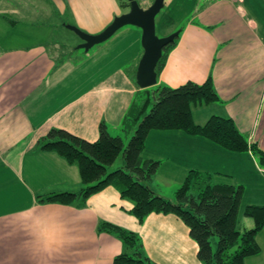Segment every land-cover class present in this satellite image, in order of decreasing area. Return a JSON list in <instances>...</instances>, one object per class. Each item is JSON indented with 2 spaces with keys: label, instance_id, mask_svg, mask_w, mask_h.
Segmentation results:
<instances>
[{
  "label": "crops",
  "instance_id": "obj_1",
  "mask_svg": "<svg viewBox=\"0 0 264 264\" xmlns=\"http://www.w3.org/2000/svg\"><path fill=\"white\" fill-rule=\"evenodd\" d=\"M164 7L173 24L162 37L177 29L179 36L156 85L202 84L211 76L219 101L193 107V122L231 119L264 153V0H164ZM127 11L120 0H0V264H113L123 245L98 232L100 222L139 235L154 264H201L176 216L150 214L140 225L129 214L131 203L112 187L72 205L37 199L80 190L78 169L38 150V141L55 128L95 142L101 122L120 135L143 53L137 28H122L80 54L64 50L58 33L69 42L68 27L98 35ZM142 158L160 162L150 187L167 199L190 170L242 186L240 230L253 227L244 207L264 205V167L251 152L230 153L179 131H151ZM256 242L260 252L244 264H264V228Z\"/></svg>",
  "mask_w": 264,
  "mask_h": 264
},
{
  "label": "trees",
  "instance_id": "obj_2",
  "mask_svg": "<svg viewBox=\"0 0 264 264\" xmlns=\"http://www.w3.org/2000/svg\"><path fill=\"white\" fill-rule=\"evenodd\" d=\"M174 45L175 41L164 48L156 66L157 75ZM136 88L120 124V133L130 136L127 145L121 135L112 136L104 122L98 127L95 142L55 128L38 141V150L55 153L75 166L80 177L78 193H50L37 196L38 202L72 205L112 187L121 199L131 203L129 214L140 225L150 214L176 216L196 243V256L201 264H244L247 257L260 252L256 236L264 228V205L244 207L243 216L252 220L253 227L240 230L238 214L243 187L215 183L213 174L197 170L187 172L173 199L164 198L150 187L160 162L143 159L142 152L151 131H179L230 153L251 152L262 167L264 153L248 142L231 119L212 116L203 125L193 122V107L219 101L211 76L202 84L186 82L176 88L155 85L148 89L136 85ZM118 159L120 165L115 167ZM97 231L116 237L123 245V252L114 257L113 264H154L145 255L136 233L106 222H100Z\"/></svg>",
  "mask_w": 264,
  "mask_h": 264
},
{
  "label": "water",
  "instance_id": "obj_3",
  "mask_svg": "<svg viewBox=\"0 0 264 264\" xmlns=\"http://www.w3.org/2000/svg\"><path fill=\"white\" fill-rule=\"evenodd\" d=\"M128 11L113 19L98 35H88L76 27H68L81 44L76 49L89 51L94 46L109 40L117 31L126 26L138 28L141 31L142 56L138 62L135 83L140 89L152 88L156 85V66L162 57L163 50L174 43L179 36L176 31L165 37H158L155 29V18L164 7V0H153L147 8H141L136 0H126Z\"/></svg>",
  "mask_w": 264,
  "mask_h": 264
},
{
  "label": "rangeland",
  "instance_id": "obj_4",
  "mask_svg": "<svg viewBox=\"0 0 264 264\" xmlns=\"http://www.w3.org/2000/svg\"><path fill=\"white\" fill-rule=\"evenodd\" d=\"M120 2H121V5H124V6L127 5V1L126 0H120ZM152 2H153V0H150L149 3L147 4V6H142L141 8H144V9L147 8ZM123 8H126V7H123ZM165 10H166L165 7H163L162 10L159 12V14L155 18V29H156V35L158 37H162V34L167 30V28L170 27V25L173 24V18L169 17V14L165 13ZM176 25H178V24H176ZM126 27L135 30L134 29L135 27H130V26H126ZM123 28H125V27H123ZM178 30L179 29H177L175 31H178ZM67 34H69V35L71 34L70 35L71 38H72L71 42H69L70 38H62L60 36V33H58V38H57L56 41H59V40L62 41V43L64 44L63 45L64 50L69 48L68 51H70L72 49H75V51H73V52H75L76 54L77 53H79V54L80 53H84V50H81V49H77L76 50L77 46L80 45V43L77 44L78 41H79L78 36H76L73 32H69ZM116 135L117 134H113L112 136H116ZM120 135L122 136L124 145H127L128 141L130 139V136L129 137H125L124 134H122V133H120ZM120 162H121V159H118L114 166L116 167L117 165H120ZM156 178H157L156 181H160L161 180V178H158V177H156ZM177 189H178V186L176 187V190Z\"/></svg>",
  "mask_w": 264,
  "mask_h": 264
},
{
  "label": "built area",
  "instance_id": "obj_5",
  "mask_svg": "<svg viewBox=\"0 0 264 264\" xmlns=\"http://www.w3.org/2000/svg\"><path fill=\"white\" fill-rule=\"evenodd\" d=\"M150 0H136L137 4L142 7V6H147Z\"/></svg>",
  "mask_w": 264,
  "mask_h": 264
}]
</instances>
